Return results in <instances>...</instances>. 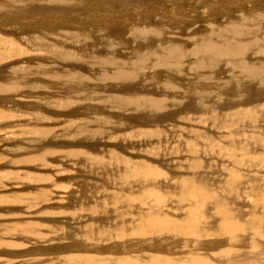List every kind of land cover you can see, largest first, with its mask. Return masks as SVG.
Masks as SVG:
<instances>
[{"label": "rangeland", "instance_id": "374dc122", "mask_svg": "<svg viewBox=\"0 0 264 264\" xmlns=\"http://www.w3.org/2000/svg\"><path fill=\"white\" fill-rule=\"evenodd\" d=\"M7 1L3 0L4 4L0 2V7L11 10L13 3ZM43 1L20 0L15 9L18 13H0V54L7 59L4 62L0 60V72L3 71L0 73V264H77L74 258L78 257L80 249L94 251L103 248L102 257H105L107 252L126 249L119 245L130 241L160 242L162 237L155 236L143 237L145 240H130L142 239L131 236L125 240H117V227L122 225L123 229L125 222H138L147 208L155 213V202L152 200L120 206L112 203L120 199L118 193L127 194L130 189L127 183L126 186H121L122 181L132 178L126 172L129 168L132 171L133 165L126 169L127 165L123 164L127 161L147 162L155 166L153 170L157 169L161 173L155 178L153 187L164 195H171L160 209L170 216L182 218L186 215V208L174 195L181 178L196 174V178L199 176L208 180L207 182L210 180L207 185L216 190L224 187L232 170H237L242 176L246 174L255 178L250 184H240L236 193L220 195L228 205L243 203L247 205L245 211H249L255 199L251 193L244 192L250 191V186L256 185L264 177V0H208L213 8L207 0H153L155 4L152 0H70L71 3L73 1L71 4L68 0L66 2L72 7L69 8L70 4L65 7L59 4L50 6V9L47 8L49 0L47 3ZM78 4L82 6L76 10ZM142 4L148 6L144 7ZM194 4L195 9L191 7ZM107 5H112L114 9L112 6L108 9ZM108 10L112 16L108 15ZM157 12L159 16L156 17ZM177 12L180 14H176ZM130 13L134 19L130 17ZM143 13L145 16H142ZM247 14L254 15L251 16L252 19L246 20ZM130 19L133 25L129 23ZM238 20L249 29L238 37L241 40L227 37L230 35L226 36L224 33L216 36H219L217 40L220 48L225 49L227 44L231 49L244 45L242 52L238 53L241 54L239 58L232 59L219 54L210 58V61L195 54L203 46L201 44L204 40L200 36L209 31L215 34L212 31L217 30L220 25ZM138 22L141 23L139 26ZM188 36L191 40H188ZM111 44L114 51L110 48ZM157 45L162 49L159 50ZM167 51H172L173 55L179 57L176 66L163 63L164 52ZM141 56L148 58L143 59ZM140 59L145 60V64ZM241 63L246 64L249 69L246 70V66H241ZM125 65L126 68H122ZM160 86L163 88H159ZM187 88L197 91L200 99H193L191 94L186 93ZM145 97L160 102L159 111L154 108L153 113L147 112L149 100H144ZM141 101V109L138 105L132 107ZM117 107L121 109L118 110ZM192 132H196L197 136ZM36 157L39 159L33 160ZM43 157L46 159L43 160ZM122 175H126V180ZM131 185L139 190L144 185L148 188L140 178L138 181L132 180ZM151 185L153 184H148ZM93 206H97V213L93 212ZM226 214H230V211L224 203L219 202L218 205L207 207L204 221L222 222L221 215ZM91 226L93 229H90ZM167 237L164 236L163 239H174L169 235ZM185 239L195 241L194 238ZM142 250H139L140 255L144 253ZM217 252L211 251L210 255L204 252L202 256L209 258L212 254L211 259H214ZM259 262L264 264V254L247 259L243 264Z\"/></svg>", "mask_w": 264, "mask_h": 264}, {"label": "bare ground", "instance_id": "6f19581e", "mask_svg": "<svg viewBox=\"0 0 264 264\" xmlns=\"http://www.w3.org/2000/svg\"><path fill=\"white\" fill-rule=\"evenodd\" d=\"M5 1V0H4ZM20 0H8L7 2H10V3H13V7L11 10H8L6 8H3L0 7V13L2 12H10L13 14L14 13H18L16 9V4L19 3ZM43 1V0H42ZM48 0H45V2L43 1V3H47ZM68 0H49L48 1V4H49V8L50 9V6L53 7V6H57V5H62V6H66V5H69L71 3V1L69 0V4L66 2ZM92 1V0H91ZM94 1H97V0H94ZM102 1V0H101ZM114 1V0H113ZM122 2V0H120ZM124 1V0H123ZM131 1V0H130ZM129 1V2H130ZM143 1V0H141ZM170 1V0H168ZM172 1V0H171ZM175 1V0H174ZM180 1V0H179ZM178 1V2H179ZM192 1V0H191ZM208 1V0H207ZM259 1V0H258ZM0 2L3 3V0H0ZM35 4H36V1H34ZM38 2V1H37ZM40 2V1H39ZM88 2V1H87ZM86 2V3H87ZM112 1H110L111 3ZM139 2V1H138ZM153 2V0H152ZM176 2V1H175ZM177 2V3H178ZM182 2V0H181ZM185 2V0H184ZM209 2V1H208ZM252 2V1H251ZM250 2V3H251ZM73 3V1H72ZM71 3V4H72ZM100 3V2H99ZM105 3V1H104ZM103 3V4H104ZM109 3V1H108ZM107 3V4H108ZM132 3V2H131ZM136 3V2H135ZM134 3V4H135ZM149 3H151L149 1ZM147 3V4H149ZM154 3V2H153ZM159 3H162L163 2H159ZM172 3V2H171ZM190 3V2H189ZM215 3V1H214ZM4 4V3H3ZM71 4L69 5V8L71 6ZM90 4V3H89ZM117 4V3H115ZM119 4V3H118ZM122 4V3H121ZM120 4V5H121ZM133 4V5H134ZM140 4V3H139ZM155 4V3H154ZM174 4V3H173ZM176 4V3H175ZM182 4V3H181ZM210 6L213 8V5H211V3L209 2ZM249 4V3H248ZM247 4V5H248ZM253 5L256 4V3H252ZM96 5V3H95ZM94 5V6H95ZM102 5V4H101ZM141 5V4H140ZM139 5V6H140ZM143 5V4H142ZM167 5V4H166ZM186 5V4H185ZM192 5V4H191ZM206 6V4H204ZM261 5V4H260ZM10 6V5H9ZM74 6V5H73ZM82 6V4H78L77 5V9L76 10H79L80 7ZM88 6V4H87ZM94 6L92 8H94ZM109 5H107L108 7ZM112 5H110L111 7ZM117 6V5H115ZM114 6V7H115ZM125 6V5H124ZM124 6L122 8H124ZM128 6V5H127ZM131 6V5H130ZM144 7L146 6V4L143 5ZM148 6V5H147ZM146 6V7H147ZM170 6V5H169ZM230 6V5H229ZM228 6V7H229ZM240 6V5H239ZM264 6V4H263ZM72 7V6H71ZM76 7V6H75ZM99 7V6H98ZM97 7V9H98ZM108 7V9L110 8ZM118 7V6H117ZM129 7V6H128ZM141 7V6H140ZM168 7V6H167ZM173 7H176V5H173ZM183 7V6H182ZM191 7H194L195 9V4L194 6H191ZM190 7V8H191ZM58 8V7H57ZM62 8V7H61ZM89 8V7H88ZM101 8V7H99ZM105 8V7H104ZM136 7H134L135 9ZM143 8V7H142ZM151 8H153V6H151ZM156 8V7H155ZM154 8V9H155ZM160 8V6H159ZM162 8V7H161ZM172 8V6H171ZM180 8V7H178ZM176 8V10L178 9ZM55 9V7H54ZM64 9V8H63ZM75 9V8H74ZM90 9V8H89ZM102 9V8H101ZM112 9L113 6H112ZM110 9V11L112 10ZM116 9V7H115ZM131 9V7H130ZM170 9V8H169ZM248 9V8H246ZM7 10V11H6ZM48 10V9H47ZM62 10V9H61ZM106 10V9H105ZM125 9H123L124 11ZM136 10V9H135ZM146 10V9H145ZM148 10H149V7H148ZM151 10V9H150ZM164 10V9H163ZM162 10V11H163ZM12 11V12H11ZM86 11V10H85ZM92 11V9L90 10ZM107 11V10H106ZM109 11V10H108ZM109 11V14L108 15H111ZM121 11V9H120ZM128 11V10H127ZM126 11V12H127ZM175 11V10H174ZM238 11V10H237ZM249 11V10H248ZM20 12V11H19ZM44 12V11H42ZM49 12V11H48ZM80 12V11H79ZM102 12V11H101ZM136 12H138L136 10ZM146 12V11H145ZM155 12V11H154ZM160 12V11H158ZM157 12V13H158ZM229 12V11H228ZM247 12V10H246ZM86 13V12H85ZM113 13V12H112ZM134 13V11H133ZM142 13V12H141ZM140 13V14H141ZM156 13V14H157ZM161 13V12H160ZM168 13V12H167ZM166 13V14H167ZM258 13V12H257ZM262 13V12H261ZM3 14V13H2ZM41 14V13H40ZM45 14V12H44ZM49 14V13H48ZM90 13H88L89 15ZM92 14V13H91ZM103 14V13H102ZM107 14V13H106ZM131 14V13H130ZM145 13L142 14V16L144 15ZM148 14V13H147ZM146 14V15H147ZM176 14H180V13H176ZM183 14V13H182ZM228 14V13H226ZM225 14V16H226ZM246 14V13H245ZM36 15V14H35ZM96 15V14H95ZM104 15V14H103ZM113 15V14H112ZM111 15V16H112ZM124 15V14H123ZM149 15V14H148ZM151 15V14H150ZM254 15V14H247V19H252L251 16ZM115 16V15H114ZM132 16V14L130 15V17ZM145 16V15H144ZM159 16V13L158 15H156V17ZM34 17V16H33ZM95 17V16H94ZM99 17V16H97ZM104 17V16H103ZM124 17V16H123ZM127 17V16H126ZM134 17V16H133ZM131 17V18H133ZM139 17V16H138ZM155 15H154V18H156ZM162 17V16H161ZM170 17H171V14H170ZM186 17V16H185ZM237 17V16H236ZM235 17V18H236ZM28 18V17H26ZM31 18V17H30ZM42 18V17H41ZM45 18V17H44ZM93 18V17H92ZM107 18V17H106ZM151 18V17H150ZM244 18V17H243ZM16 19V18H15ZM36 19V18H35ZM40 19V17H39ZM56 19V17H55ZM54 19V20H55ZM102 19V17H101ZM108 19V18H107ZM111 19V17H110ZM134 19V18H133ZM169 19V18H168ZM174 19V18H173ZM42 20V19H41ZM47 20V19H46ZM89 20V19H88ZM93 20V19H92ZM94 20H96L94 18ZM121 20V19H120ZM119 20V22H120ZM125 20V19H124ZM127 20V19H126ZM136 20V19H135ZM146 20H149V19H146ZM221 20V19H220ZM219 20V21H220ZM40 21V20H39ZM48 21V20H47ZM51 21V20H50ZM61 21V20H59ZM63 21V20H62ZM85 21V20H84ZM97 21V20H96ZM113 21H116V20H113ZM112 21V23H113ZM130 21L129 23L132 24L133 21L128 20ZM137 21L138 18H137ZM143 21H145L143 19ZM141 21V22H143ZM150 21V20H149ZM227 21V20H226ZM245 21V20H244ZM36 22H37V19H36ZM79 22V21H78ZM86 22V21H85ZM132 22V23H131ZM147 22V21H146ZM152 22V21H151ZM217 22V21H216ZM252 22V21H251ZM6 23V22H5ZM12 23V22H11ZM42 23V22H41ZM49 24V22H47ZM62 23V22H61ZM60 23V24H61ZM98 23H99V20H98ZM109 23V22H108ZM115 23V22H114ZM153 23H156V22H153ZM168 23V21H167ZM222 23V22H221ZM260 23V22H259ZM27 24V22H26ZM29 24V23H28ZM64 24V23H62ZM94 24V23H93ZM101 24H103L101 22ZM111 24V23H110ZM109 24V25H110ZM136 24V23H135ZM134 24V26H135ZM141 24V23H140ZM139 22H138V26L140 25ZM147 24V23H145ZM144 24V25H145ZM152 24V23H151ZM161 24V23H160ZM169 24V23H168ZM173 24V23H172ZM256 24V22H255ZM91 25V23H90ZM88 25V27L90 26ZM112 25V24H111ZM124 25V24H123ZM129 25V24H128ZM133 25V24H132ZM142 25V26H144ZM167 25V24H166ZM219 25V24H218ZM257 25V24H256ZM116 27L117 24H115ZM132 26V27H134ZM147 26V25H146ZM145 26V28H147ZM156 26V24H155ZM157 26H159V24H157ZM260 26V25H259ZM86 27V25H85ZM127 27V26H126ZM137 27V26H136ZM172 27V26H171ZM213 27V26H212ZM211 27V28H212ZM74 28V27H73ZM95 29V27H93ZM102 28V27H101ZM104 28V27H103ZM125 28V27H124ZM153 28V27H152ZM155 28V27H154ZM165 28V27H164ZM254 28V27H253ZM256 28V26H255ZM78 29V28H77ZM100 29V28H99ZM99 29L97 31H99ZM112 29V28H111ZM117 29V28H115ZM140 29V28H139ZM143 29V27H142ZM141 29V30H142ZM167 29V28H165ZM169 29V28H168ZM127 30L129 31V29L127 28ZM131 30V29H130ZM244 30H249L247 25L243 24V22L241 20H238L234 23H226V24H222L218 27L217 30H213L212 32L215 33V34H211V32H207L205 35L203 36H200V38L202 40H204V42L201 44L203 45L201 48H198L197 49V53L195 54H198V55H202L201 57L203 59H210V58H215L217 56H219V54H222L224 56H229L231 57L232 59L234 58H239V56L241 54H238L239 52H242V50L244 49V45H241L240 47L238 48H234V49H231L228 44L227 46L224 48H220V43L219 41L217 40L219 36H216V34L220 35L221 33H224L226 36L227 35H230V36H227V37H230V38H238L240 36H242L243 34V31ZM251 30V29H250ZM79 31V30H78ZM107 31V30H106ZM110 31V30H109ZM113 31V30H112ZM116 31V30H115ZM122 31V30H121ZM133 31V30H132ZM135 31V29H134ZM133 31V32H134ZM138 31V30H137ZM136 31V32H137ZM156 31V30H155ZM162 31V30H161ZM62 32V31H61ZM65 32V31H64ZM69 32V31H68ZM89 32V31H88ZM126 32V31H125ZM164 32V30H163ZM178 32V31H177ZM186 32V31H185ZM257 32V31H256ZM51 33V32H50ZM53 33V32H52ZM58 33H60L58 31ZM63 33V32H62ZM74 33V32H73ZM108 33V31H107ZM174 33V32H173ZM172 33V34H173ZM180 33V32H179ZM189 33V32H188ZM193 33V32H192ZM202 33V32H201ZM66 34V33H65ZM112 34V33H111ZM121 34V33H120ZM127 34V33H126ZM139 35L141 33H138ZM160 34V33H159ZM166 34V31L165 33ZM178 34V33H177ZM253 34V33H252ZM255 34V33H254ZM264 34V33H263ZM56 35V34H54ZM64 35V33H63ZM67 35V34H66ZM71 35V33H70ZM73 35V34H72ZM87 35V34H86ZM106 35V34H105ZM104 35V36H105ZM108 35V34H107ZM116 35V34H114ZM119 35V34H118ZM130 35V34H129ZM143 35H145L143 33ZM163 35V34H162ZM182 35V34H181ZM191 35V34H190ZM68 36V35H67ZM95 36V35H94ZM97 36V35H96ZM109 36V35H108ZM127 36V35H126ZM133 36V35H132ZM134 36H136L134 34ZM152 36V35H151ZM155 36V35H154ZM153 36V37H154ZM173 36V35H172ZM175 36V34H174ZM264 36V35H263ZM82 37V36H81ZM87 37V36H86ZM90 37V36H89ZM100 37V36H99ZM112 37V36H111ZM137 37V36H136ZM150 37V36H149ZM166 37V36H164ZM182 37V36H181ZM189 37V36H188ZM252 37V36H250ZM65 38V37H64ZM71 38V37H70ZM85 38V37H84ZM122 38V37H121ZM134 38V37H133ZM147 38V37H145ZM155 38V37H154ZM157 38V37H156ZM168 38V37H167ZM167 38H166V41H167ZM190 38V37H189ZM194 38V37H193ZM207 38V39H206ZM264 38V37H263ZM7 39V38H6ZM75 39V37L73 38ZM86 39V38H85ZM99 39V38H98ZM104 39H107L108 38H105ZM103 39V40H104ZM114 39V38H113ZM112 39V40H113ZM116 39V38H115ZM141 39V38H140ZM139 39V40H140ZM163 39V38H162ZM165 39V38H164ZM181 39V38H180ZM183 39V38H182ZM186 39V38H185ZM240 39V38H238ZM8 40V39H7ZM101 40V39H100ZM120 40V38H119ZM137 40V39H136ZM134 40V41H136ZM151 40V39H149ZM154 40V39H153ZM156 40V39H155ZM188 40H191L188 39ZM241 40V39H240ZM1 41V39H0ZM63 41V40H62ZM73 41V40H71ZM76 41V40H75ZM79 41V40H78ZM94 41V40H93ZM117 41V40H116ZM146 41V40H145ZM148 41V39H147ZM185 41V40H184ZM44 42V40H43ZM58 42H59V39H58ZM61 42V40H60ZM77 42V41H76ZM98 42V41H97ZM102 42V41H101ZM111 42V41H110ZM115 42V41H113ZM183 42V41H182ZM262 42V41H261ZM3 43V41H2ZM109 43V42H108ZM128 43V42H127ZM193 43V42H192ZM195 43V42H194ZM200 43V42H199ZM47 44V43H46ZM63 44V43H62ZM91 44V43H90ZM110 44V43H109ZM115 44V43H114ZM113 44V45H114ZM119 44V43H118ZM125 44V43H124ZM144 44V43H143ZM190 44V43H189ZM6 45V44H5ZM45 45V44H43ZM48 45V44H47ZM46 45V46H47ZM61 45V44H60ZM108 45V44H107ZM150 45V44H148ZM172 45V44H170ZM193 45V44H192ZM4 46V45H3ZM63 46V45H62ZM91 46V45H90ZM95 46V45H94ZM175 46V44H174ZM182 46V45H181ZM1 47V46H0ZM6 47V46H5ZM44 47V46H43ZM53 47V46H52ZM51 47V49H53ZM92 47V46H91ZM91 47H89L91 49ZM100 48V46H98ZM108 47V46H107ZM117 47V46H116ZM114 47V48H116ZM158 49L161 50L162 48H159V46L157 45ZM166 47V46H165ZM169 47V46H168ZM167 47V48H168ZM193 47V46H192ZM192 47H189V48H192ZM2 48V47H1ZM50 48V46H49ZM98 48V49H99ZM109 48V47H108ZM112 50H113V47H112V44H111V47ZM120 48V47H118ZM154 49V47H152ZM173 48V47H172ZM184 48V47H183ZM47 49V48H45ZM117 49V48H116ZM185 49V48H184ZM50 50V49H49ZM84 50V49H83ZM107 50V48L105 49ZM164 50V49H163ZM186 50V49H185ZM184 50V51H185ZM188 50V48H187ZM261 50H262V47H261ZM61 51V50H60ZM63 51V50H62ZM67 51V50H66ZM100 51V50H99ZM109 51V50H108ZM114 51V50H113ZM3 52V51H2ZM84 52V51H83ZM91 52V50H90ZM95 52V51H94ZM97 52V51H96ZM111 52V51H110ZM141 51H139L140 53ZM156 52V51H155ZM158 52V51H157ZM264 52V51H263ZM59 53H62V52H59ZM67 53V52H66ZM69 53V52H68ZM67 53V54H68ZM71 53V52H70ZM99 53V52H98ZM98 53H95V54H98ZM102 53V52H101ZM104 53V52H103ZM109 53V52H108ZM160 53V52H159ZM86 54V53H85ZM107 54V53H105ZM118 54V53H116ZM124 54V53H123ZM122 54V55H123ZM127 54V53H125ZM148 54V53H147ZM155 53H153L154 55ZM163 54V53H162ZM161 54V55H162ZM179 54V53H178ZM65 55V54H64ZM71 55V54H70ZM109 55H111L109 53ZM120 55V54H119ZM137 55V54H135ZM152 55V54H151ZM152 55V56H153ZM49 56V55H48ZM54 56V55H53ZM68 56V55H67ZM94 56V55H93ZM112 56V55H111ZM110 56V57H111ZM116 56V55H115ZM118 56V55H117ZM132 56V55H131ZM146 56V55H145ZM142 57L143 59H146L148 57L145 58ZM181 56V54H180ZM6 57V56H4ZM3 55L1 56L0 54V60H2V62H4L3 60H7L6 58H4ZM51 57V56H50ZM79 57V56H78ZM98 57V56H97ZM108 57V55H107ZM122 57V56H121ZM120 57V58H121ZM138 57V56H137ZM139 57V58H141ZM150 57V56H149ZM159 57V55H158ZM157 57V58H158ZM182 57V56H181ZM188 57V56H187ZM191 57V55H190ZM243 57V56H241ZM92 58V57H91ZM99 58V57H98ZM101 58V57H100ZM104 58V57H103ZM123 58V57H122ZM126 58V57H125ZM136 58V57H135ZM138 58V59H139ZM154 58V56H153ZM54 59V58H53ZM63 59V58H62ZM71 59V58H70ZM89 59V57H88ZM97 59V58H96ZM118 59V58H117ZM142 59V60H143ZM155 59V58H154ZM242 59V58H241ZM11 60V59H10ZM15 60V59H14ZM65 60V58H64ZM113 60L111 61V63L113 64ZM128 60V59H127ZM133 60V59H132ZM135 60V59H134ZM141 60V59H140ZM141 60V61H142ZM160 60V59H159ZM177 60L179 62V57L175 54L173 55L172 51H167V52H164V57H163V63L165 65H168V66H176L177 64ZM12 61V60H11ZM116 61V60H115ZM131 61V60H130ZM145 61V60H144ZM144 61H142L144 63ZM152 61V59H151ZM150 61V62H151ZM182 61V59H181ZM211 61V59H210ZM246 61V60H245ZM15 62V61H14ZM90 62V61H89ZM124 62V61H123ZM126 62V60H125ZM124 62V63H125ZM132 62V61H131ZM141 62V63H142ZM186 62L187 59H186ZM197 62V61H195ZM238 62V61H237ZM242 62V61H241ZM250 62V61H249ZM81 63V62H80ZM83 63V62H82ZM116 63V62H115ZM119 63V62H118ZM130 63V62H129ZM134 63V62H133ZM147 63V62H146ZM161 63H162V60H161ZM194 63V62H193ZM201 63V62H200ZM211 63V62H210ZM245 63V62H244ZM244 63H241V66H246V64L244 65ZM247 63V61H246ZM62 64V62H61ZM103 64V63H101ZM110 64V62H109ZM131 64V63H130ZM137 64V63H135ZM145 64V63H144ZM149 64V63H148ZM147 64V65H148ZM183 64V63H181ZM198 64V63H197ZM205 64V63H204ZM111 65V64H110ZM119 65V64H118ZM128 65V64H127ZM162 65V64H160ZM184 65V64H183ZM249 65V63H248ZM45 66V65H44ZM93 66V64H92ZM106 66V65H105ZM120 66H122L120 64ZM119 66V67H120ZM124 66V65H123ZM131 66V65H130ZM137 66V65H136ZM139 66V65H138ZM149 66V65H148ZM186 66V65H185ZM189 66V65H188ZM43 67V66H42ZM104 67V66H103ZM135 67V66H134ZM155 67V66H154ZM167 67V66H166ZM251 67V66H250ZM72 68V67H71ZM88 68V67H87ZM96 68V67H95ZM99 68V67H98ZM112 68V67H111ZM109 68V69H111ZM115 68V67H114ZM122 68H126V65L125 67H122ZM121 68V69H122ZM152 68V67H151ZM150 68V69H151ZM187 68V67H186ZM253 68V67H252ZM40 69V68H39ZM45 69V68H44ZM43 69V70H44ZM101 69V68H100ZM120 69V70H121ZM128 69V68H127ZM137 69V67H136ZM140 69V68H139ZM172 69V67H171ZM204 69V68H203ZM249 69V68H248ZM247 69V66H246V70ZM84 70V69H83ZM87 70V69H86ZM85 70V71H86ZM91 70V69H90ZM112 70V69H111ZM111 70L109 72H111ZM116 70H118L116 68ZM132 70V68H131ZM135 70V69H134ZM154 70V68H153ZM152 70V71H153ZM158 70V68H157ZM211 70V69H210ZM253 70V69H252ZM41 71V70H40ZM46 71V70H45ZM156 71V70H155ZM161 71V70H160ZM159 71V72H160ZM163 71V70H162ZM172 71V70H171ZM3 72V71H1ZM0 72V73H1ZM77 72V71H76ZM101 72V71H100ZM119 72V71H118ZM121 72V71H120ZM140 72V71H138ZM168 72V71H167ZM188 72V71H187ZM199 72V71H198ZM197 72V73H198ZM244 72V71H243ZM44 73V72H43ZM106 73V72H105ZM134 73V72H133ZM154 73V72H153ZM152 73V74H153ZM162 73V72H161ZM169 73V72H168ZM173 73V71H172ZM179 73V72H178ZM191 73V72H190ZM189 73V74H190ZM247 75H248V72H245ZM252 73V72H251ZM8 74V73H7ZM11 74V73H10ZM8 74V75H10ZM29 74V73H28ZM78 74V73H77ZM100 74V73H99ZM117 74V73H116ZM150 74V73H149ZM167 74V73H166ZM204 74V73H202ZM27 75V74H26ZM102 75V73L100 74ZM113 75V73H112ZM122 75V73H121ZM136 75V74H135ZM148 75V74H147ZM159 75V74H158ZM157 75V76H158ZM169 75V74H168ZM191 75V74H190ZM242 75V74H241ZM12 76V75H11ZM11 76H8L9 78H11ZM25 76V75H24ZM38 76V75H37ZM43 76V75H42ZM106 76V75H105ZM108 76V74H107ZM114 76V75H113ZM119 76V75H118ZM125 76V75H124ZM137 76V75H136ZM210 76V75H209ZM212 76V74H211ZM4 77V75H3ZM26 77V76H25ZM116 77V75H115ZM153 77V76H152ZM172 77V76H171ZM248 77V76H247ZM5 78V77H4ZM7 78V77H6ZM15 78V77H13ZM11 78V79H13ZM55 78V77H54ZM67 78V77H66ZM74 78V77H73ZM81 78V77H80ZM78 78V79H80ZM174 78V77H173ZM207 78V77H206ZM219 78V77H218ZM221 78V77H220ZM224 78V77H222ZM258 78V77H257ZM17 79V78H16ZM69 79V78H68ZM120 79V78H118ZM124 79H126L124 77ZM167 79V77H166ZM171 79V78H170ZM211 79V77L209 78ZM225 79V78H224ZM108 80V79H106ZM123 79H121L122 81ZM127 80V79H126ZM150 80H151V77H150ZM172 80V79H171ZM203 80V79H202ZM250 80V79H248ZM1 81V79H0ZM16 81V80H15ZM24 81V80H23ZM124 81V80H123ZM122 81V82H123ZM132 81V80H131ZM170 81V80H169ZM199 81V80H198ZM211 81V80H210ZM216 81V79H215ZM220 81V80H219ZM218 81V82H219ZM12 82V80H11ZM18 82V81H17ZM111 82V81H110ZM204 82V81H203ZM249 82H252L253 81H249ZM263 82V81H262ZM99 83V82H98ZM103 83V82H102ZM109 83V82H108ZM137 83V82H136ZM144 83V82H143ZM210 83V82H209ZM208 83V84H209ZM6 84V83H5ZM4 84V85H5ZM35 84V83H34ZM39 84V83H37ZM91 84V83H90ZM113 84V83H111ZM115 84V83H114ZM113 84V85H114ZM168 84V83H167ZM203 84V83H202ZM7 85V84H6ZM82 85V83H81ZM89 85V84H88ZM93 85V84H92ZM110 85V84H109ZM112 85V87H113ZM116 85H117V81H116ZM114 85V86H116ZM119 85V83H118ZM121 85V83H120ZM129 85V84H127ZM132 85V84H131ZM130 85V86H131ZM134 85V84H133ZM164 85V84H163ZM212 85V84H211ZM220 85V84H219ZM225 85V84H224ZM228 85V84H227ZM230 85V84H229ZM80 86V85H78ZM84 86V85H83ZM86 86V85H85ZM84 86V87H85ZM107 86V85H106ZM123 86V85H122ZM125 86V84H124ZM205 86H206V83H205ZM246 86V85H244ZM1 87V86H0ZM57 87V86H56ZM110 87V86H109ZM162 86H160L159 88H161ZM203 87V86H202ZM209 88L210 87V84L208 86ZM233 87V86H232ZM2 88V87H1ZM9 88V87H8ZM11 88V87H10ZM9 88V89H10ZM16 88V87H15ZM14 88V89H15ZM115 89H117V87H114ZM113 88V89H114ZM136 88V87H135ZM140 88V87H139ZM149 88V87H147ZM163 88V87H162ZM165 88V87H164ZM229 88V87H228ZM243 88V87H242ZM18 89V88H17ZM112 89V88H111ZM114 89V90H115ZM134 89V88H133ZM138 89V88H137ZM207 89V87H206ZM5 90V89H4ZM12 90V89H10ZM9 90V91H10ZM216 90V89H215ZM243 90V89H242ZM6 91V90H5ZM8 91V90H7ZM6 91V92H7ZM120 91V90H119ZM132 91V90H131ZM139 93H140V90H138ZM153 91V90H152ZM130 92V91H129ZM134 92V91H133ZM142 92V90H141ZM148 92V91H147ZM223 92V91H222ZM252 92V91H251ZM250 92V93H251ZM18 93V92H17ZM16 93V94H17ZM73 93V92H72ZM120 93V92H119ZM132 93V92H130ZM136 93H138L136 91ZM186 93H189L193 96V99H200L199 95H198V92L193 90V89H189L187 88L186 89ZM224 93V92H223ZM254 93V92H253ZM257 93V92H256ZM8 94V93H6ZM101 94V92H100ZM125 94V93H124ZM129 93H126V95H128ZM135 94V93H134ZM243 95V93H241ZM9 95V94H8ZM55 95V93H54ZM60 95V94H59ZM65 95V94H63ZM103 95V94H102ZM133 95V94H132ZM140 95V94H139ZM205 95V94H204ZM252 95V94H250ZM2 96V95H1ZM7 96V95H6ZM94 96V95H93ZM112 97H114L115 99V96L111 95ZM111 96H108V97H111ZM123 96V95H122ZM121 96V97H122ZM131 96V94H130ZM137 96V95H136ZM211 96V95H210ZM217 96V95H216ZM244 96V95H243ZM253 96V95H252ZM107 98V96H104V98ZM120 97V96H119ZM134 97V96H133ZM140 97V96H139ZM143 97V96H142ZM153 97V96H152ZM204 97V96H203ZM249 97V96H247ZM257 97V96H256ZM93 98V97H92ZM97 98V97H96ZM100 98H103L100 97ZM157 98V97H156ZM202 98V97H201ZM233 98V97H232ZM235 98V96H234ZM233 98V99H234ZM245 98V97H244ZM7 99V98H6ZM73 99V98H72ZM113 99V98H112ZM113 99V100H114ZM147 99V97L144 98V100ZM159 99V98H158ZM204 99V98H203ZM236 99V98H235ZM234 99V100H235ZM238 99V98H237ZM246 99V98H245ZM250 99V98H249ZM70 100V99H69ZM117 100V99H116ZM149 101H147V112H150L153 113L154 111V108L155 110L159 111L160 109V102H156V101H153V100H150V99H147ZM165 100V99H164ZM224 100V99H223ZM103 101V100H101ZM112 101V100H111ZM132 101V100H131ZM143 101V100H142ZM141 101V103H137L135 104L134 106L132 107H136V105H138V108H142V104L143 102ZM255 101V100H254ZM17 102V101H16ZM74 102V100L72 101ZM104 102V101H103ZM117 102V101H116ZM115 102V103H116ZM125 102V101H124ZM145 102V101H144ZM204 102V101H203ZM221 102V101H220ZM238 102V101H237ZM101 103V102H100ZM119 103V101H118ZM117 103V104H118ZM130 103V102H129ZM132 103V102H131ZM236 103V102H235ZM239 103H242V102H239ZM162 104V103H161ZM202 104V103H201ZM204 104V103H203ZM219 104V103H218ZM244 104V102H243ZM245 104L247 105L246 103V100H245ZM115 105V104H114ZM199 105V104H198ZM221 105V104H220ZM245 105V106H246ZM125 106V104H124ZM222 106V105H221ZM232 106V105H231ZM240 106V105H239ZM242 106V105H241ZM249 106V105H248ZM121 107V106H120ZM119 107V109H121ZM128 107V104L127 106ZM218 107V106H217ZM230 107V106H229ZM76 108V107H75ZM146 108V107H145ZM209 108V107H208ZM215 108V107H214ZM240 108V107H239ZM251 108V107H250ZM72 109V108H71ZM107 109V108H106ZM118 109V107H117ZM118 109V110H119ZM165 109V108H164ZM200 109V108H199ZM198 109V110H199ZM206 109V108H204ZM221 109V108H220ZM229 109V108H228ZM242 109V108H241ZM110 110V108L108 109ZM107 110V111H108ZM192 110V109H190ZM232 110V108H231ZM240 110V109H239ZM242 110H245V109H242ZM30 111V110H29ZM49 111V110H48ZM95 111V109L93 110ZM162 111V110H161ZM210 111V110H209ZM208 111V113H209ZM215 111V109H214ZM96 112V111H95ZM98 112V111H97ZM104 112V111H103ZM130 112V111H129ZM189 112V111H188ZM198 112V111H197ZM201 112H204V111H201ZM200 112V113H201ZM232 112V111H231ZM244 112V111H243ZM2 112L0 111V114ZM5 113V111L3 112V114ZM99 113V112H98ZM132 113V112H131ZM143 113V112H142ZM145 113V112H144ZM157 113V112H156ZM236 113V112H235ZM3 114L1 116H3ZM36 114V113H35ZM97 114V113H95ZM112 114V113H111ZM115 114V113H114ZM119 114V113H118ZM117 114V115H118ZM122 114V113H121ZM217 114V112H216ZM251 114V113H250ZM7 115V114H6ZM109 115V113H108ZM147 115V114H146ZM223 115V114H222ZM231 115V114H230ZM5 116V115H4ZM112 116V115H111ZM120 116V115H118ZM141 116V115H140ZM209 116V115H208ZM74 117V116H73ZM108 117V116H107ZM113 117V116H112ZM121 117V116H120ZM216 117V116H215ZM103 118V117H102ZM117 118V117H116ZM131 118V117H130ZM218 118V117H217ZM217 118H216V121H217ZM250 118V117H249ZM44 119V118H43ZM82 119V118H81ZM97 119V118H96ZM104 119V118H103ZM108 119V118H107ZM111 119V118H110ZM118 119V118H117ZM204 119V118H203ZM94 120V119H93ZM102 120V119H101ZM112 120V119H111ZM115 120V119H114ZM200 120V119H198ZM205 120V119H204ZM211 121L213 119H210ZM209 120V121H210ZM225 120V119H224ZM227 120V119H226ZM229 120V119H228ZM99 121V119H98ZM210 121V122H211ZM67 122V121H66ZM79 122V120H78ZM131 122V121H130ZM243 122V121H242ZM80 123V122H79ZM220 123V122H219ZM218 123V124H219ZM73 124V123H72ZM78 124V123H77ZM212 124V123H211ZM215 124V122H214ZM122 125V124H121ZM200 125V124H199ZM71 126V125H70ZM97 126V125H95ZM126 126V125H125ZM206 126V125H205ZM251 126V125H250ZM131 127V126H130ZM193 127V126H192ZM215 127V126H214ZM198 128V127H197ZM209 128V127H208ZM50 130V129H49ZM102 130V129H101ZM191 130V129H190ZM200 130V129H199ZM202 130V129H201ZM208 130V129H206ZM44 131V130H43ZM82 131V130H81ZM99 131V130H98ZM192 131V130H191ZM195 131V130H193ZM201 132V131H200ZM203 132V131H202ZM201 132V133H202ZM37 133V131H36ZM193 133V132H192ZM254 133V132H253ZM45 134V133H44ZM193 134H195L197 136V133L194 132ZM204 134V133H202ZM38 135V134H37ZM87 135V133L85 134ZM154 135V133H153ZM194 135V136H195ZM159 136V135H158ZM201 136V135H200ZM210 136V135H209ZM232 136V135H230ZM203 137V136H202ZM214 137V136H212ZM158 138V137H157ZM226 138V137H225ZM92 139V138H91ZM229 139V138H227ZM232 139V138H231ZM234 139V138H233ZM260 139V138H259ZM212 140V138H211ZM214 140V138H213ZM238 140V139H237ZM261 140V139H260ZM190 141L191 138H190ZM233 141V140H232ZM208 143H211L207 140ZM139 143V141H138ZM213 143V142H212ZM260 143V141H259ZM140 144V143H139ZM192 145V144H190ZM212 145V144H211ZM88 148V147H87ZM143 148V147H142ZM83 150V149H82ZM195 151V150H194ZM198 151V150H197ZM75 152V151H74ZM199 152V151H198ZM247 152V151H246ZM96 153V152H95ZM194 153V152H193ZM50 154V153H49ZM80 154V153H79ZM260 154V153H259ZM83 155V154H82ZM158 155V154H157ZM261 155V154H260ZM263 155V154H262ZM37 156V155H36ZM51 156V155H50ZM85 156V155H84ZM87 156V155H86ZM196 156V155H195ZM40 157V156H39ZM39 157H36V158H33L34 159H39ZM47 157V156H46ZM46 157L42 158L43 160L46 159ZM120 157V156H118ZM117 157V158H118ZM123 157V156H122ZM126 157V155H125ZM263 157V156H262ZM116 158V159H117ZM100 159V158H99ZM98 159V160H99ZM120 159V158H118ZM123 159V158H122ZM148 159V158H147ZM32 160V159H30ZM41 160V159H40ZM127 160V159H126ZM121 161V159H120ZM147 161V160H146ZM264 162V161H263ZM94 163V162H93ZM124 166L127 165V167H125L126 169L128 168V166L130 167V165H133V170L130 171V168L129 170H127V174L132 177L130 180L128 181H122L121 182V186H126V183H127V186L128 188V193L127 194H123V193H118L119 194V197L120 199L117 201V202H112L114 205L116 206H120V205H124V204H133L135 202H145V201H148V200H152L155 202L154 204V212L153 213L150 209H146L145 210V213H144V216H140L138 218V222L136 223H133V222H125L124 225H123V229H122V225L117 227V231L115 232L116 235L118 234V239L117 240H125L127 237L129 238V236L131 237H141L142 239H130V240H145L143 239V237H162L160 242H156V243H153L152 241H150L149 243H144V242H136V243H133V241L130 243H125V244H121L119 245L120 247H126V249H122L121 251L117 252V251H111V252H107V256L105 257H102L103 256V248H100V249H97V250H94V251H89V250H81L80 251L78 250L77 254H78V257L75 256L74 260H77V264H243L245 262V260L247 259H250V258H256V257H259L261 256L262 254H264V177H261L260 178V181L254 185V186H250V191H245V193H251V196L254 197L255 201L253 203L252 201V206L251 208L249 209V211H245V208L247 207L246 204H243V203H234L235 206L233 205H228L226 202V199H222V195L225 196L226 194L229 195L230 193H236L237 190H238V186L242 183H245V184H250L251 181L255 178V177H251L249 175H244L242 176V174L240 172H238L237 170H232L231 171V177L228 178L226 184L224 185V187L220 188V189H211L207 183L210 182H207L208 180H205L203 179V177H199L196 178V174L192 175V176H187V177H183L181 178V180L179 181L178 183V186H177V189L174 191V195L177 196V198H179V202L181 203V205L183 207L186 208V215L182 218H179V217H173V216H170L166 213H163L160 211L161 209V206H163V204L168 200V198L171 196V195H164L162 194L159 189L153 187L154 186V183H155V178L157 176H159V174H161L157 169L153 170V167L151 164L147 163V162H134V163H131V161H127L126 163H123ZM100 165V164H99ZM136 165V166H135ZM102 166V165H101ZM126 171V170H125ZM228 175V174H227ZM39 176V175H38ZM240 178H239V177ZM122 178H124L126 180V175H122L121 176ZM128 177V176H127ZM129 178V177H128ZM138 178H140V181L141 182H144V184H147V187L146 188V185H144V188H141L139 190V188H135L133 185H131V181L132 180H137L138 181ZM205 178V176H204ZM245 178V179H244ZM46 180V179H45ZM44 180V181H45ZM123 184V185H122ZM148 184H153L151 186H148ZM238 184V185H237ZM233 185V187H232ZM261 187H260V186ZM232 187V188H231ZM120 189V188H119ZM145 193V196H143ZM176 193V194H175ZM220 193L222 195H220ZM247 195V194H246ZM254 195V196H253ZM250 196V195H249ZM248 196V197H249ZM247 197V198H248ZM5 201V200H4ZM213 202H216V203H213ZM219 202L221 203H224L226 205V207L228 208V210L230 211V214H226V215H221L223 221L222 222H218V223H206L204 220H205V213H206V209L208 206H211V205H218ZM92 209H94V213H97L99 210L97 208V206H93ZM126 214V213H125ZM124 214V215H125ZM127 215V214H126ZM90 229H93V227L91 226ZM87 233V232H86ZM89 233V232H88ZM167 235L169 236H172L174 239H167ZM90 236V234H89ZM166 236L167 238H165V240L163 239V237ZM243 236H249L250 238H242ZM91 237V236H90ZM116 237V238H117ZM87 238V237H86ZM182 238H183V241H182ZM185 238H194V242H190V241H187ZM86 240V239H85ZM149 240V239H148ZM189 240V239H188ZM154 241V240H153ZM200 241V242H199ZM167 243V244H166ZM188 248V251L187 249ZM143 249L142 251L144 252L142 255L139 254V250ZM141 251V252H142ZM211 251H218L217 254L215 255L216 258L214 259H211L212 258V254L211 256L208 258L207 256H202L204 255L203 253L205 252L206 255H210L209 253H211ZM84 254V255H82ZM182 256V257H180ZM75 262V261H74ZM257 264H261V262L257 263Z\"/></svg>", "mask_w": 264, "mask_h": 264}]
</instances>
